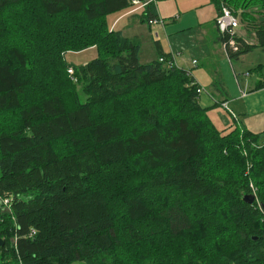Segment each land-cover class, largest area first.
<instances>
[{"label":"trees","instance_id":"trees-1","mask_svg":"<svg viewBox=\"0 0 264 264\" xmlns=\"http://www.w3.org/2000/svg\"><path fill=\"white\" fill-rule=\"evenodd\" d=\"M211 2L258 40L234 36L232 60L264 47V0ZM130 6L0 0V264H264V130L169 54L142 63L108 21Z\"/></svg>","mask_w":264,"mask_h":264},{"label":"rangeland","instance_id":"rangeland-1","mask_svg":"<svg viewBox=\"0 0 264 264\" xmlns=\"http://www.w3.org/2000/svg\"><path fill=\"white\" fill-rule=\"evenodd\" d=\"M198 2L202 3L198 5ZM193 4L196 5L189 8ZM159 5V12L162 13V16L166 17V23L169 22L168 28H165L162 23L149 24L148 22H138V27L133 31L140 35V61L147 63L156 58L158 55V43L161 42L166 50H171V45L175 52H183L182 57H177L180 66L183 65L186 68H190L194 58L200 60L203 64L207 56L211 54L210 42L212 38L207 37L208 31L206 30V26L208 22L213 21L215 16L217 17V10L214 4L211 0H163L159 2ZM171 6H174V9H170ZM135 7L130 6L129 8L123 9V11H131L136 9ZM175 12H181V14L177 16L176 22H172L170 19ZM121 13L120 10L108 16L109 25L112 29H121V19L116 24ZM163 26L165 29H163ZM133 32L127 30L126 33L133 35ZM237 36L250 42L253 38V31L240 22V26L237 28ZM255 43H258L256 38ZM225 54L221 48L218 62L213 61L208 65L211 72L214 68L215 70L218 68L219 74H216V78L224 87V94L229 99L228 102L217 99L219 104L221 102H227V105H224L225 109L222 107L219 109L221 111L225 110L226 112L228 110L233 111L241 117L240 111L245 109L248 104L250 105L251 101H254L256 103L255 107H251L252 109L264 110V92H262L264 90V47H255L251 51L243 54L238 60L231 61L227 54V57ZM96 56L97 51L94 47L78 52H68L66 55L69 62L77 65L84 64ZM201 66L203 67L204 65ZM240 89L249 94L253 92L259 94L254 95L248 100L242 97L238 99ZM218 94L220 93L218 92ZM73 264L86 263L77 261Z\"/></svg>","mask_w":264,"mask_h":264},{"label":"crops","instance_id":"crops-1","mask_svg":"<svg viewBox=\"0 0 264 264\" xmlns=\"http://www.w3.org/2000/svg\"><path fill=\"white\" fill-rule=\"evenodd\" d=\"M199 3H202V2H198L197 4L199 5ZM194 5H196V4H193V6H189V8L194 7ZM135 8L136 9L131 10V11L130 10L129 11L121 10V12H122L121 16L119 17V20L116 21V24L121 19V29H118V30H121L125 36H127V37H129L131 39H134V40L138 39L137 41H139V43L141 44L140 35L138 33H136V32H133V31H134L135 28L138 27V25H139L138 22H142L141 19H140V14L142 12V9L138 8L137 6ZM159 8H160V5H159V2H158L159 18L162 19L165 28L166 27L168 28L169 22L166 23V17L162 16V13L159 12ZM170 9H174V6H171ZM178 9H179V6H178ZM138 11H140V12H138ZM160 11H161V9H160ZM179 14H181V12H175L171 16L170 20H172V22H176L177 21V16ZM216 15H217V12H216ZM215 17H214L213 21L208 22V24L206 26V30L208 31L207 37H211L212 38V40L210 42L211 54L209 56H207V58H206V60H205V62L203 64L200 62V60L194 58L193 61L195 59L198 61L197 66H194L193 65V61H192L191 67L187 68V69L191 70V73H192L193 77L196 79V81L198 83H200V84H202V85H204V86H206L208 88L209 93L204 94L203 97H202L203 98V102L206 105H210V104L213 103V97H215L216 99H219L220 101H227V102L229 101V99L226 96V94H224L225 93L224 92V87L221 85L220 81L216 78L217 77L216 74H219L218 68H216L217 70H215V68H214V70H212V72L208 68V65L211 62H213V61L214 62H218L219 52L221 51V48L223 49L224 54L226 53L225 48L223 46V43L219 39V29H218V27L216 25ZM164 26H163V29H165ZM207 27H208V29H207ZM127 30L128 31H132L133 35H128L126 33ZM255 38H256V36H254V32H253V38H252L253 41L251 40L248 43H252V44L255 43ZM158 47H159L158 52H159V50H161L163 54H167V55L169 54L168 58H170L171 56L173 57L174 54L176 55V58L177 57L179 58V57L183 56V52H181V51L175 52L172 49L171 45H170V49L171 50H166L164 45L161 42L158 43ZM140 50H141V48H140ZM226 54H225V56H226ZM158 56L159 55H157L156 58H158ZM241 56L238 59H240ZM156 58H154V59H156ZM154 59H152V60H154ZM238 59H233V60H238ZM230 60L232 61L231 58H230ZM177 62H178V60H177ZM201 65H204V66L202 67ZM181 66L185 67L183 65H181ZM241 91L242 90L240 89L239 90L240 96L238 97V99L242 97L243 99L248 100L251 97H253L254 95L259 94V93H256V92H253V93L249 94L248 92H245V91H242V94H241ZM218 92L220 94H218ZM262 92H264V90ZM255 103L256 102L251 101L250 105L248 104L245 109L240 111L241 117H239L238 115H237V117L239 119L243 120L244 124L246 125V127L248 129H250V130H252L254 132H260V131L264 130V110L263 109H261V110L252 109L251 107H255ZM233 114L236 115L234 112H233Z\"/></svg>","mask_w":264,"mask_h":264},{"label":"built area","instance_id":"built-area-1","mask_svg":"<svg viewBox=\"0 0 264 264\" xmlns=\"http://www.w3.org/2000/svg\"><path fill=\"white\" fill-rule=\"evenodd\" d=\"M135 4L137 5L138 8H142L146 3H141L140 0H134ZM148 2V1H147ZM149 24H154V23H163L162 19L157 18V19H149ZM216 25L220 32L225 35L227 32H229L232 35V38L229 41H224L223 46L225 48V51L227 53V56L230 57V53L237 52L239 51V44L237 42V39L234 36H237V28L240 26V20L235 14L228 8V7H223L222 12L217 15L216 17ZM161 61H164L168 64H175L179 65L177 62L176 55L174 54L173 57L171 56L170 58H160ZM198 61L195 59L193 61V65L197 66ZM73 69H70V72H72ZM199 86L197 88V93L198 95H204L206 93H209V90L206 86L198 83ZM213 101L217 102L218 100L213 97ZM223 105H227V102H223ZM8 208H9V201L5 200L4 201ZM35 231H33L34 234Z\"/></svg>","mask_w":264,"mask_h":264},{"label":"water","instance_id":"water-1","mask_svg":"<svg viewBox=\"0 0 264 264\" xmlns=\"http://www.w3.org/2000/svg\"><path fill=\"white\" fill-rule=\"evenodd\" d=\"M254 196L253 195H246L245 196V200L246 201H248V202H253L254 201ZM4 243H3V241H2V239H0V245H3Z\"/></svg>","mask_w":264,"mask_h":264}]
</instances>
